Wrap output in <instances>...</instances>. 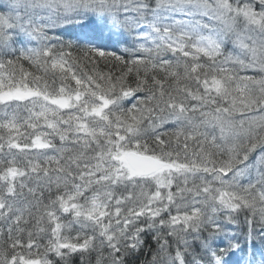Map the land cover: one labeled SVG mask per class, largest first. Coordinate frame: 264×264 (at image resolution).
I'll return each mask as SVG.
<instances>
[{
    "label": "snow or ice",
    "instance_id": "1",
    "mask_svg": "<svg viewBox=\"0 0 264 264\" xmlns=\"http://www.w3.org/2000/svg\"><path fill=\"white\" fill-rule=\"evenodd\" d=\"M148 237L143 264H264V0H0V264Z\"/></svg>",
    "mask_w": 264,
    "mask_h": 264
},
{
    "label": "trees",
    "instance_id": "2",
    "mask_svg": "<svg viewBox=\"0 0 264 264\" xmlns=\"http://www.w3.org/2000/svg\"><path fill=\"white\" fill-rule=\"evenodd\" d=\"M123 46H124L123 44L115 45L114 49L119 51V49ZM110 50H112V46H110ZM229 227L231 228L232 231H235V232H246L247 231V225L244 223L243 214L239 217V222L237 225H230ZM149 245L153 249L155 248V244L151 241L150 237H148V244L145 245L144 250L135 254V257L132 261V264H143V262L145 260L151 258V253L148 251ZM74 264H80L79 256L74 257Z\"/></svg>",
    "mask_w": 264,
    "mask_h": 264
}]
</instances>
